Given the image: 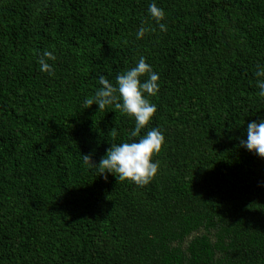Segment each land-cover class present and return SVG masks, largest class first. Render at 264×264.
I'll list each match as a JSON object with an SVG mask.
<instances>
[{"label": "trees", "instance_id": "trees-1", "mask_svg": "<svg viewBox=\"0 0 264 264\" xmlns=\"http://www.w3.org/2000/svg\"><path fill=\"white\" fill-rule=\"evenodd\" d=\"M141 57L160 77L141 136L165 138L143 187L82 162L140 138L84 101ZM257 65L264 0H0V264H264V158L240 146Z\"/></svg>", "mask_w": 264, "mask_h": 264}, {"label": "clouds", "instance_id": "clouds-1", "mask_svg": "<svg viewBox=\"0 0 264 264\" xmlns=\"http://www.w3.org/2000/svg\"><path fill=\"white\" fill-rule=\"evenodd\" d=\"M149 13L156 19L160 30L165 31V24L160 22L165 16L163 9L152 3L149 5ZM148 30L141 26L136 33V38H143ZM49 60L54 61L55 57L51 52L45 51L38 59V64L42 72L52 74L53 68ZM257 69L256 87L259 89L258 94L264 97V79H260L264 78V65H257ZM141 78L145 79L142 81ZM159 80L158 73L141 57L134 67L116 77L115 85L101 75L99 83L102 87L93 97L85 99V105H96L99 112L115 104L123 113L135 120V127L130 132V137H140L132 142L113 144L98 165L94 164L90 155H82V162L98 169L105 179L106 174H111L119 182L128 181L143 187L157 176L159 162L155 161L154 157L162 151L165 138L157 128L148 130L143 136L141 132L150 125L157 112L156 105L150 102L148 96L158 94ZM245 135L246 139L240 140V146L264 158V121L248 123Z\"/></svg>", "mask_w": 264, "mask_h": 264}]
</instances>
